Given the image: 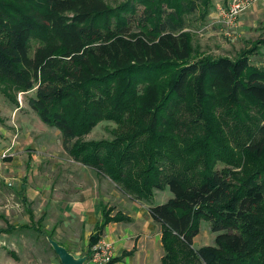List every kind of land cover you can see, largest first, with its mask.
Here are the masks:
<instances>
[{"label": "trees", "instance_id": "trees-1", "mask_svg": "<svg viewBox=\"0 0 264 264\" xmlns=\"http://www.w3.org/2000/svg\"><path fill=\"white\" fill-rule=\"evenodd\" d=\"M211 7L0 0V91L17 105L35 91L28 105L73 160L150 204L162 264H264V67L250 60L264 39L236 58L202 53L190 26ZM103 121L112 139L87 140ZM167 188L173 197L154 204ZM111 212L90 248L124 219ZM203 221L215 244L196 248Z\"/></svg>", "mask_w": 264, "mask_h": 264}, {"label": "rangeland", "instance_id": "rangeland-1", "mask_svg": "<svg viewBox=\"0 0 264 264\" xmlns=\"http://www.w3.org/2000/svg\"><path fill=\"white\" fill-rule=\"evenodd\" d=\"M228 1L212 0V9L218 5L227 4ZM196 17L197 19L191 24L190 30L193 32L195 44L199 45L202 53L236 58L242 50L253 47L255 41L264 39V0L256 2L246 13L241 15L240 22H246V26L247 22L249 23L247 28L243 29L244 33L237 31V37L233 39H229L222 33L221 28L214 31L212 27H209L210 18L200 20L198 14ZM250 60L251 64L262 67L264 44L259 45L258 49L250 55ZM33 95H35V91H31L29 94L18 93L19 104L17 105L0 91V106L3 107L4 120L9 121L6 124L9 125L6 126L9 135L6 138H0V264H46L51 258L49 254L55 256L54 251L49 248L50 234L45 235L43 232L41 234L37 231V226L43 228L35 221L45 211L43 204L36 200L32 207L25 205L20 186L22 185V176L27 175L28 161L30 170L51 171L54 169L53 164L58 162L55 159L59 155L68 153L63 146L61 132L43 123L39 116L32 112L27 100ZM17 106L24 109L18 112V117L25 116L26 111H29V126L24 125L21 119L18 121V117L15 120L17 116L15 112L6 111L9 108L15 110ZM115 126L112 122L103 121L91 134L86 136V139L111 140V130ZM14 142L18 143V147L15 146L16 144L13 145ZM29 142L31 144H28ZM157 195L154 199L156 204L165 203L173 197L168 188L159 191ZM28 209L34 212L33 220L30 219ZM47 210L49 213L44 214L46 219L53 215L58 218L59 211L54 210L51 206H48ZM23 224L29 225L30 228L21 227ZM16 226L20 227L19 230L15 229ZM10 227H14V229L9 230ZM215 237L216 234L211 231L209 223L203 221L200 233L195 238V247L214 245ZM43 249H46V253Z\"/></svg>", "mask_w": 264, "mask_h": 264}, {"label": "crops", "instance_id": "crops-1", "mask_svg": "<svg viewBox=\"0 0 264 264\" xmlns=\"http://www.w3.org/2000/svg\"><path fill=\"white\" fill-rule=\"evenodd\" d=\"M216 8L211 7L208 15L211 19L209 25L216 22ZM245 23L239 22V33H244L243 29L247 28L249 22L247 26ZM212 29L216 31L218 27L214 26ZM21 110H24L23 107L17 106L15 110L9 108L6 111L15 112L16 120ZM28 112L26 111L27 114L21 115L17 120L21 119L24 125L29 126L30 113ZM4 116L3 107L0 106V138H6L9 135L6 128L9 126L6 125L9 121L4 120ZM17 144V142L13 143L18 147ZM55 160L58 162L53 164L54 169L51 171L30 170L28 161L27 175L22 176L20 192L24 204L32 207L37 200L43 204L45 210L39 219L35 217L36 223L43 226L42 229L37 226L39 233L50 234V238L67 248L77 258L87 256L89 250L92 249L89 247L90 237L95 233L97 225L101 223L104 209H111V217L118 215L123 216L124 219L109 222L101 235L100 242H107L113 250L114 261L110 263L162 264L163 228L153 218L149 203L133 199L122 192L110 178L76 162L68 154L59 155ZM158 192H155V197L158 196ZM153 203L156 204L155 201ZM48 206L59 211L58 218L53 215L46 219L44 214L49 213ZM33 219L34 216L31 220ZM21 227L30 228L27 224ZM19 228V226L15 227L16 230ZM99 243L92 249V253ZM43 250L46 253V249ZM51 250L54 251V249ZM49 256L50 261L46 264H62L56 253L57 257L52 254ZM86 264L102 263H95L88 258Z\"/></svg>", "mask_w": 264, "mask_h": 264}, {"label": "built area", "instance_id": "built-area-1", "mask_svg": "<svg viewBox=\"0 0 264 264\" xmlns=\"http://www.w3.org/2000/svg\"><path fill=\"white\" fill-rule=\"evenodd\" d=\"M258 1L260 0H229L227 4L218 5L216 8V22L208 26L221 28V32L229 39L236 38L241 15ZM262 67H264V62ZM90 259L95 263H110L113 259L111 245L107 242H100L98 247L94 249Z\"/></svg>", "mask_w": 264, "mask_h": 264}, {"label": "water", "instance_id": "water-1", "mask_svg": "<svg viewBox=\"0 0 264 264\" xmlns=\"http://www.w3.org/2000/svg\"><path fill=\"white\" fill-rule=\"evenodd\" d=\"M50 244L54 249L56 255L62 264H86L88 260V256L75 257L72 253H70L67 248L60 245L57 241L53 240L49 237Z\"/></svg>", "mask_w": 264, "mask_h": 264}]
</instances>
